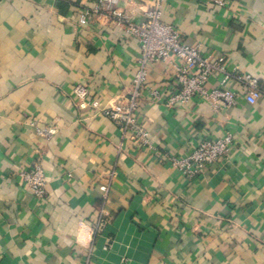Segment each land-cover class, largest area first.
Here are the masks:
<instances>
[{
  "label": "crops",
  "instance_id": "obj_1",
  "mask_svg": "<svg viewBox=\"0 0 264 264\" xmlns=\"http://www.w3.org/2000/svg\"><path fill=\"white\" fill-rule=\"evenodd\" d=\"M97 3L0 0V264H264V96L250 105L229 84L232 106L196 98L171 109L165 100L180 88L173 68L152 65L138 111L149 146L134 144L73 102L77 84L100 107L126 98L136 69L138 42L123 27L91 15L79 25ZM149 5L119 0L118 8L139 22ZM162 7L183 43L264 90V0ZM217 86L214 78L207 88ZM36 127L55 133L41 137ZM225 133L229 154L203 173L172 166ZM35 165L46 179L42 198L20 177Z\"/></svg>",
  "mask_w": 264,
  "mask_h": 264
},
{
  "label": "built area",
  "instance_id": "obj_2",
  "mask_svg": "<svg viewBox=\"0 0 264 264\" xmlns=\"http://www.w3.org/2000/svg\"><path fill=\"white\" fill-rule=\"evenodd\" d=\"M165 0H150L149 7L143 11V20L135 22L118 8L119 0H98L90 12L79 16L78 23L84 26L87 16L104 18L115 22L124 28L127 36L138 42V55L135 58V72L131 80V89L126 98L114 104L100 107L88 101L89 89L86 84H77L73 88V102L80 110L97 111L120 130L127 140L140 146H149V132L140 124L138 119L139 107L142 103V90L147 77L148 68L156 64H169L173 68L174 84L179 86L165 100L168 108L174 109L200 98L210 102L214 109L232 106L237 99V92L229 84L243 88L245 100L253 105L264 90L260 89L258 81L250 75L233 74L221 62L201 54L198 46H189L181 41L178 30L172 24L162 21V6ZM215 8H226L229 0H204ZM216 78L218 86L208 89L211 80ZM155 101L160 97L156 92L151 93ZM55 133L53 127H36V134L50 137ZM232 136L225 133L218 138H207L185 156L172 158V166L178 168L187 177L203 173L208 165L215 164L230 152ZM25 187L36 198H42L45 191L46 179L39 165L20 172ZM103 198L107 189L101 188ZM102 220L94 227L93 233L98 232Z\"/></svg>",
  "mask_w": 264,
  "mask_h": 264
}]
</instances>
